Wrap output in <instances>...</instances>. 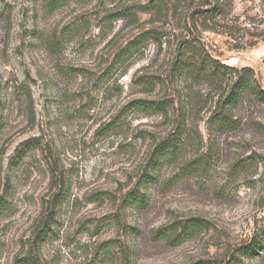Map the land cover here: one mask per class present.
Instances as JSON below:
<instances>
[{
	"label": "rangeland",
	"instance_id": "rangeland-1",
	"mask_svg": "<svg viewBox=\"0 0 264 264\" xmlns=\"http://www.w3.org/2000/svg\"><path fill=\"white\" fill-rule=\"evenodd\" d=\"M141 1L0 0V264H23L57 192L53 167L65 172L68 195L40 245L47 264H228L264 218V106H239V127L208 148L218 95L207 84L196 86L203 97L191 114L203 148H186L180 162L163 168L147 209L125 205L155 140L173 127V117L125 110L136 98L173 91L134 81L165 74L173 48L150 42L126 75L109 71L120 46L159 25L151 14L138 13L135 23L116 16ZM227 3L203 39L224 63L254 68L264 88V0ZM112 122L120 127L100 131ZM204 155L210 161L201 172L184 173V164ZM190 218L203 224L173 242L154 237ZM235 264H264V250Z\"/></svg>",
	"mask_w": 264,
	"mask_h": 264
},
{
	"label": "trees",
	"instance_id": "trees-1",
	"mask_svg": "<svg viewBox=\"0 0 264 264\" xmlns=\"http://www.w3.org/2000/svg\"><path fill=\"white\" fill-rule=\"evenodd\" d=\"M227 8V0H142L115 13L117 17L131 23L139 20L138 13L151 14L159 25L140 31L120 46L110 72L121 69L119 77L126 75L133 60L144 54L150 42L155 43L161 51L165 49V45L173 48L172 58L165 74L134 75V81L139 85L152 90L157 85H167L172 87L173 91L161 98H136L126 105L125 110L143 116L159 115L168 120L173 117V127L164 137L155 140L144 172L134 187L125 193V205L136 209H147L152 201L150 191L160 181L163 168L174 162H180L186 148H203L201 147L204 143L203 133L199 126L193 123L194 117L191 119V114L194 116L196 97H203L196 88L197 85L207 84L211 89L210 94L218 95L215 109L208 118L210 141L208 148H213V142H216L220 135L239 127L240 118L236 114L239 106L248 101L264 106V88L256 78L254 68L248 66L237 68L224 63L212 53L203 39V31L215 30L214 24L217 23L214 20L224 16ZM173 20L176 21L177 27H173ZM175 36L177 40L172 41V37ZM50 45L53 50L58 51L61 41L55 38ZM119 127L118 122H112L100 131H112ZM34 141L32 144L43 146L39 138H35ZM201 157L184 164V173L201 172L210 161L205 155ZM51 172L57 192L47 206V215L41 218L37 234L30 239L28 253L21 261L23 264H47L39 253L40 245L52 228L51 222L57 214L58 202L68 195V190L62 187L66 180L65 172L55 167ZM202 224L198 218L176 221L157 229L154 237L173 242L184 234L196 231ZM263 250L264 218H261V222H256L252 239L241 246L237 257L234 255L233 260L236 262L232 261L228 264L239 263L243 258H254Z\"/></svg>",
	"mask_w": 264,
	"mask_h": 264
}]
</instances>
